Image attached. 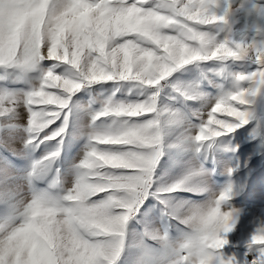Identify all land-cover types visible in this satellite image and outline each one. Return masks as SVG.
<instances>
[{"label":"clouds","instance_id":"1","mask_svg":"<svg viewBox=\"0 0 264 264\" xmlns=\"http://www.w3.org/2000/svg\"><path fill=\"white\" fill-rule=\"evenodd\" d=\"M67 2L62 0L57 10ZM46 5L47 0H0V63L34 64L63 58L65 64L72 62L78 68L71 73L73 81H138L145 98L127 105L110 99L92 114L91 137L114 138L89 144L73 179L57 177L46 188L31 190L0 181V213L4 214L0 264H118L128 247L143 249L146 242L166 250L167 258L159 264H217L220 252L213 244L224 235V220L214 212L217 207L221 213L228 211L218 205V195L203 202L171 196L178 191H207L193 179L197 173L192 171L153 189L163 156L182 145L190 146L199 130L180 108L158 107L159 93L152 89L178 61L206 60L212 45L201 26L212 24H205L190 0L187 5L184 0H92L86 27L73 11L56 17L46 11ZM74 11L82 12L83 6L77 5ZM122 107L129 110L121 111ZM112 117L140 119L107 122ZM57 119L54 112L37 113L29 142ZM48 139L45 135L44 140ZM106 145L131 147L111 151L122 163L109 164L102 155L93 154L109 152L101 147ZM49 154L36 162L42 168L34 167L33 179L44 178L50 171L58 147ZM153 192L163 197L160 203L176 222L175 237L170 223L142 234L129 232L130 217ZM13 194L15 199L9 204ZM128 264H146L144 254L133 252Z\"/></svg>","mask_w":264,"mask_h":264},{"label":"rangeland","instance_id":"2","mask_svg":"<svg viewBox=\"0 0 264 264\" xmlns=\"http://www.w3.org/2000/svg\"><path fill=\"white\" fill-rule=\"evenodd\" d=\"M61 2L62 0H50V4L55 7ZM261 8H264V0H215L212 11L223 15L225 20L201 26V29L216 43H264V15L260 14ZM48 69H53L62 76H71L76 71L71 65L55 60H40L31 66L0 64V181L23 185L28 190L46 188L57 177L62 181L74 178L76 166L88 151L89 144H95L91 139L92 114L105 102L111 99L127 105L145 98L142 95L144 86H140L138 81H82V87L70 94L68 106L60 112L55 123L29 142L34 133L27 124L30 111L25 100L28 93L39 88ZM257 70L258 65L254 60L246 57L195 60L175 67L152 90L159 93L158 107L167 105L180 108L198 131L203 115L221 97L235 92L238 83L241 87L251 86L250 81L238 82L237 76L248 75ZM197 75L207 87L201 88L198 85L194 79ZM256 87L257 94L251 98L253 102L241 106V110L251 113L246 124H240L231 133L225 132L207 141H192L190 146L182 145L171 150V155H164L155 170L153 189L173 183L192 171L197 173L193 179L199 180L207 190L203 193L178 191L170 194L174 198L203 202L212 194L219 196L231 189L228 193L230 198L221 203L222 209L233 212L235 220L233 230L220 237L228 241L221 253L224 258L236 257L243 260L256 247H250L252 234L264 227V84ZM210 88L214 93H208L211 92ZM111 119H127L132 122L140 118L112 117L107 118V122L110 123ZM60 126L65 127V132L60 137L52 141L44 140L45 135ZM57 147L59 155L52 161L50 171L44 178L33 179L31 173L34 167L38 171L42 168L36 162ZM101 147L113 152H123L130 150L131 146ZM162 198L155 192L148 195L137 214L130 217L131 234H142L145 230L170 223L171 235H177L176 222L167 216L165 206L160 203ZM14 199L15 194L11 196L9 204ZM10 212L9 207L8 214ZM3 218L4 214L0 213V222H3ZM132 242L130 235L126 244L130 246ZM133 252H142L146 264H159L167 258L165 249L154 242H146L143 249L133 250L128 247L118 264H128Z\"/></svg>","mask_w":264,"mask_h":264},{"label":"snow or ice","instance_id":"3","mask_svg":"<svg viewBox=\"0 0 264 264\" xmlns=\"http://www.w3.org/2000/svg\"><path fill=\"white\" fill-rule=\"evenodd\" d=\"M185 5L189 4V0H184ZM190 3L195 6L196 13L200 14V18L205 21V24H216L225 20L223 15H218L212 11L215 6V0H190ZM77 5L83 6L82 12L74 11ZM91 7L92 0H68L67 4L57 10V7L50 4V0H47L46 11H51L56 17H62L67 12L73 11L74 17L79 21L80 24L85 27L90 23L91 20ZM260 14L264 15V8L260 9ZM208 44L212 45L210 54L206 59L214 58H228V57H241L253 59L258 65V70L248 75L237 76V81H250L252 82L249 87H241L238 83L237 90L232 93H228L221 97L211 108H209L206 114L203 115L202 123L199 126V131L196 136V141H207L214 137H219L225 132L231 133L240 124H246L251 113L247 110H241V106L251 104L252 97L257 94V85L264 84V43L252 42L250 44L245 43H234L230 44L227 41L216 43L212 37H208ZM57 61V60H55ZM59 61L64 62L63 58ZM16 63L15 61L5 60L0 64ZM188 61H178L175 67L184 65ZM21 66H31L33 64L17 63ZM69 65L73 69V63L69 62ZM55 65H53V68ZM168 75L167 72L164 73ZM82 87V81H73L72 76L59 75L53 69H48L42 78V83L38 89H35L27 94L25 103L29 106L30 117H29V130L31 125L35 122L36 114L42 111L54 112L59 118L60 112L68 106L70 94ZM2 101V98H0ZM0 108H2V102H0ZM121 111H128L127 107H122ZM131 111L135 113L136 109L132 108ZM218 113H224L223 116H218ZM66 119V118H65ZM65 132V127L60 126L53 130L50 134L48 141L55 140ZM114 137L109 135L104 136H93L91 139L96 143L101 139H113ZM118 139V137H116ZM63 141H61L62 143ZM94 155H102L106 162L122 163L121 158L113 152L105 153H93ZM51 154H49L50 156ZM84 163H88L84 161ZM231 191L229 188L226 192H222L217 197L218 205L221 204L230 196L228 193ZM214 215H220L224 220V234L230 233L235 225L233 219V212L227 211L224 213L220 212V208L214 212ZM264 239V227H260L251 236V244L256 246L250 254H246L243 260L236 257L224 258L221 253L225 245L228 244L227 239L219 238L213 244L218 249L220 255L218 257L217 264H264V243L260 241Z\"/></svg>","mask_w":264,"mask_h":264},{"label":"crops","instance_id":"4","mask_svg":"<svg viewBox=\"0 0 264 264\" xmlns=\"http://www.w3.org/2000/svg\"><path fill=\"white\" fill-rule=\"evenodd\" d=\"M195 78V81L198 83V85H200L201 86V88L203 87H207V86H204V83L201 81V79H200V77L197 75V76H194ZM216 81L218 82V79L216 78ZM210 90H211V92H208V93H214V91H213V89L212 88H210ZM171 92V91H170ZM202 96V95H201ZM198 98L200 97V96H197ZM195 100V99H194ZM173 103H175V102H173Z\"/></svg>","mask_w":264,"mask_h":264}]
</instances>
